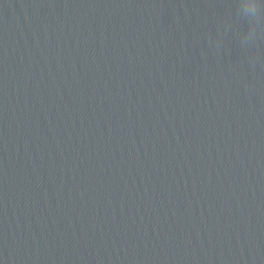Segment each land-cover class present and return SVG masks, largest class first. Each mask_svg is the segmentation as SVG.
Instances as JSON below:
<instances>
[{
	"label": "clouds",
	"instance_id": "1",
	"mask_svg": "<svg viewBox=\"0 0 264 264\" xmlns=\"http://www.w3.org/2000/svg\"><path fill=\"white\" fill-rule=\"evenodd\" d=\"M258 4L256 3V0H250V3L248 5L249 13L251 16L255 17L257 13Z\"/></svg>",
	"mask_w": 264,
	"mask_h": 264
}]
</instances>
